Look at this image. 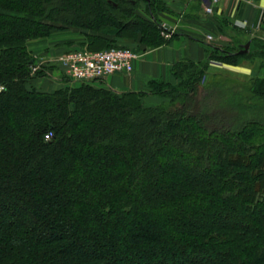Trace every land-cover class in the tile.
Returning a JSON list of instances; mask_svg holds the SVG:
<instances>
[{
	"label": "trees",
	"instance_id": "trees-1",
	"mask_svg": "<svg viewBox=\"0 0 264 264\" xmlns=\"http://www.w3.org/2000/svg\"><path fill=\"white\" fill-rule=\"evenodd\" d=\"M142 1L0 0V264H264V79L200 88L208 62L177 65L150 83L154 107L30 85L28 44L53 32L79 50L165 44Z\"/></svg>",
	"mask_w": 264,
	"mask_h": 264
},
{
	"label": "crops",
	"instance_id": "crops-1",
	"mask_svg": "<svg viewBox=\"0 0 264 264\" xmlns=\"http://www.w3.org/2000/svg\"><path fill=\"white\" fill-rule=\"evenodd\" d=\"M143 1L139 5L138 15L144 19L156 17L158 23L173 31L171 38L155 48L142 45L139 36L114 39L115 45L133 49L138 55L133 62V71L129 75L108 76L98 81L100 85L92 84L93 87L116 93H142L143 105L154 107L165 100L151 94L150 83L160 81L175 84L172 71L177 65L208 62V67H212V62L208 61V49H232L249 43L253 55L264 52L256 49L258 41L264 42V0H220L214 5L211 16L204 13V8L211 5L212 0H150L154 14L151 5ZM81 40L79 32L66 31L60 36L51 35L34 41L36 43L31 45L32 49L36 48L34 51L28 48L32 53L42 49L47 51L45 55L42 53L41 58L37 57L36 62L46 69L56 68V74L50 70L51 73L46 75L58 86L52 92L76 84L59 79L57 74L62 70L57 60L65 52L78 49L76 43ZM36 78L38 80H34L32 87L39 92H51L49 87L53 84L39 86L41 77Z\"/></svg>",
	"mask_w": 264,
	"mask_h": 264
},
{
	"label": "built area",
	"instance_id": "built-area-1",
	"mask_svg": "<svg viewBox=\"0 0 264 264\" xmlns=\"http://www.w3.org/2000/svg\"><path fill=\"white\" fill-rule=\"evenodd\" d=\"M220 0H212L211 5L204 8L207 16L214 14V5ZM173 31L161 25V36L170 39ZM138 55L128 48H110L102 51L69 50L58 60L65 70V75L79 84L92 85L111 75H129L133 71V62ZM37 66L31 67V73L38 71ZM52 134L45 135L49 141Z\"/></svg>",
	"mask_w": 264,
	"mask_h": 264
},
{
	"label": "rangeland",
	"instance_id": "rangeland-1",
	"mask_svg": "<svg viewBox=\"0 0 264 264\" xmlns=\"http://www.w3.org/2000/svg\"><path fill=\"white\" fill-rule=\"evenodd\" d=\"M63 33L65 34V32H53L52 35H63ZM50 37V36H49ZM47 38V37H46ZM44 39V38H41ZM39 40V39H37ZM36 40H33L31 42H29V49L34 51L31 45H34L36 42H34ZM258 45L256 49H262L264 50V42L263 41H258ZM29 50V51H30ZM71 50H78V49H71ZM227 50L228 49H224ZM32 51H30L31 55H32V59H33V65L32 66H37L38 71L35 73H32V79L31 82L33 80V83L30 82V85L34 84V80H38V78L35 77V75L37 73H41V80L39 79V86H47V85H51L53 84L52 87H49V89H51L50 91L52 92L53 88L57 89L58 86H56V84H54V82H51V78L50 77H46L47 74L54 72V74L57 73L56 68H43L42 64L37 63L36 59L41 58V56H43V54L45 55V53L47 52L45 49H42L36 53H32ZM43 53V54H42ZM39 55V56H36ZM36 56V57H35ZM212 67H209V71L208 73L205 75V77L203 78V81L200 85L201 86H207L209 83H211L212 81H214L216 79V77L227 83L228 85L230 84H237V85H246V87H249V84L251 83V81L255 80V79H264V52L260 53V54H256V55H250L249 57L245 58V59H237L235 60V62H231L228 61L224 62V61H217V60H212ZM57 64L58 67L62 70V73H58L57 75L59 76V79L61 80H65L68 83H71V80L65 75V70L62 67L61 63L59 60H57ZM42 67V68H41ZM50 70H52L50 72ZM216 75V77H215ZM39 77V78H40ZM215 77V78H214ZM36 84V83H35ZM97 85H100L98 82L95 83ZM55 85V86H54ZM82 84L79 83H72L71 86L73 87H78ZM201 91V89L199 90ZM199 96H201L198 94L196 99H199Z\"/></svg>",
	"mask_w": 264,
	"mask_h": 264
},
{
	"label": "water",
	"instance_id": "water-1",
	"mask_svg": "<svg viewBox=\"0 0 264 264\" xmlns=\"http://www.w3.org/2000/svg\"><path fill=\"white\" fill-rule=\"evenodd\" d=\"M249 49V43H246L245 45L242 46L241 51L238 52V54L242 55V54H246L248 52Z\"/></svg>",
	"mask_w": 264,
	"mask_h": 264
}]
</instances>
